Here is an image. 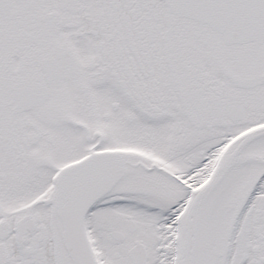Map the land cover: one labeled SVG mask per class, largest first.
I'll return each mask as SVG.
<instances>
[{
  "label": "snow or ice",
  "instance_id": "1",
  "mask_svg": "<svg viewBox=\"0 0 264 264\" xmlns=\"http://www.w3.org/2000/svg\"><path fill=\"white\" fill-rule=\"evenodd\" d=\"M0 264H264V0H0Z\"/></svg>",
  "mask_w": 264,
  "mask_h": 264
}]
</instances>
